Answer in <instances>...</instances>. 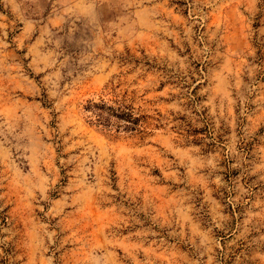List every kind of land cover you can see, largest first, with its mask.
<instances>
[{"label": "rangeland", "instance_id": "1", "mask_svg": "<svg viewBox=\"0 0 264 264\" xmlns=\"http://www.w3.org/2000/svg\"><path fill=\"white\" fill-rule=\"evenodd\" d=\"M0 264H264V0H0Z\"/></svg>", "mask_w": 264, "mask_h": 264}]
</instances>
